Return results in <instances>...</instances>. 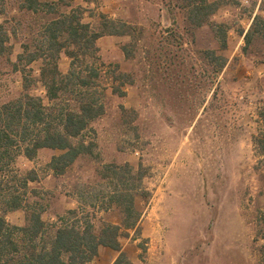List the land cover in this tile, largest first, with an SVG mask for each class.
Instances as JSON below:
<instances>
[{
	"label": "rangeland",
	"instance_id": "1",
	"mask_svg": "<svg viewBox=\"0 0 264 264\" xmlns=\"http://www.w3.org/2000/svg\"><path fill=\"white\" fill-rule=\"evenodd\" d=\"M39 1L35 11L24 0H0V102L27 91L47 101L43 60L29 57L55 49L54 18L76 10L94 28L101 26V13L123 19L104 11L103 0L91 6ZM125 2L134 14L129 33L116 47L99 45L106 110L92 122L95 132L85 134L96 142L94 153L79 156L60 175L48 167L60 150L42 148L34 160L21 154L16 168L37 175L27 201L45 206L43 219L52 223L78 208L84 191L97 230L103 222L121 223L116 207L102 211L88 203L108 191L101 178L105 164H142L145 194L136 200L141 235L131 230L121 239L132 264H261L264 240H256V225L264 207V74L250 69L264 68V37L254 35L246 45L242 33L254 13L264 16V0H208L219 7L201 25L189 17L187 0ZM70 61L62 51L63 72ZM115 64L129 74L125 95L112 88ZM6 218L24 226L27 210L8 211ZM118 254L101 246L88 264H114Z\"/></svg>",
	"mask_w": 264,
	"mask_h": 264
},
{
	"label": "trees",
	"instance_id": "2",
	"mask_svg": "<svg viewBox=\"0 0 264 264\" xmlns=\"http://www.w3.org/2000/svg\"><path fill=\"white\" fill-rule=\"evenodd\" d=\"M24 1L27 9H39V0ZM187 1L189 17L199 25L219 7V3L208 0ZM261 9L264 10V5ZM100 16L101 26L94 28L83 21L82 12L72 10L59 15L49 27L55 49L50 54H30L29 62L43 60L40 80L46 87L47 101L27 91L18 98L0 102V264H88L98 255L101 246L119 253L114 264H132L121 239L131 230L141 235L142 213L136 200L138 194H145L143 181L147 172L142 164L137 168L129 163L103 166L101 178L107 181L105 191H108L96 193V201L88 205L102 211L116 207L122 214V222H103L98 230L91 212L85 208L84 191L78 194V208L59 215L56 222H46L45 206L27 201L30 182L37 179L35 170L22 174L15 166L21 154L34 160L40 149L50 148L60 150L48 163L54 174L60 175L79 156L94 153L96 142L86 140L85 134L95 132L92 122L106 110L101 83L104 63L97 62L100 60L97 40L104 35H125L130 31L129 23L104 13ZM3 30L0 24V50L4 44ZM254 35L264 37L261 14L255 15L244 36L246 45ZM122 49L130 58L128 45ZM62 51L71 60L67 72L59 67ZM115 68L118 73L111 78L113 91L125 95L124 85L129 82V74L121 71L119 64ZM20 208L27 210L24 226L11 224L6 218L8 211ZM256 240H264V207L258 210ZM259 253L260 263L264 264V243Z\"/></svg>",
	"mask_w": 264,
	"mask_h": 264
},
{
	"label": "crops",
	"instance_id": "3",
	"mask_svg": "<svg viewBox=\"0 0 264 264\" xmlns=\"http://www.w3.org/2000/svg\"><path fill=\"white\" fill-rule=\"evenodd\" d=\"M94 0H85L84 5H94ZM127 2H125V0H103L101 3H98V5L106 12H110V14L114 17H120L125 19L124 21H126L127 23H131V17L133 18V15H130L131 13V8L130 6H128V4H126ZM257 11H259V6L257 7ZM256 13H254V15L251 17V21L254 19ZM120 19V20H123ZM250 27V26H249ZM248 27H246L243 30V37L245 36L246 32L248 31ZM122 36L125 35H116V34H108V35H104L101 36L98 40H97V45L101 46V48H105L108 47L107 42L111 41L110 46L109 47H116L117 44L122 40ZM119 45V44H118ZM99 46V48H100ZM119 47V46H118ZM60 67V64H59ZM70 67V64H69ZM61 69V68H60ZM250 72H254L257 73L259 75L264 74V68H251ZM115 261V260H114Z\"/></svg>",
	"mask_w": 264,
	"mask_h": 264
}]
</instances>
